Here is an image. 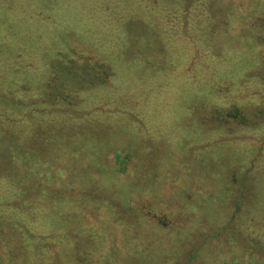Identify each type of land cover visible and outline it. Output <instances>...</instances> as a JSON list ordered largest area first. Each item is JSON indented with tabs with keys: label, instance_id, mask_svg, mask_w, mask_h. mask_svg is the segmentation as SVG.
I'll list each match as a JSON object with an SVG mask.
<instances>
[{
	"label": "rangeland",
	"instance_id": "obj_1",
	"mask_svg": "<svg viewBox=\"0 0 264 264\" xmlns=\"http://www.w3.org/2000/svg\"><path fill=\"white\" fill-rule=\"evenodd\" d=\"M0 19H43L49 25L53 19H160L171 62L154 73L145 66L143 77L101 89L76 112H59L72 120L83 118L86 125L98 124L95 141L108 129L104 147L118 145L119 152L132 154L126 176L116 172L114 153L108 157L97 146L84 151L90 155L76 156L83 157L74 169L77 181L60 180L58 174L55 181L51 175V188L43 186L46 181L38 184L39 199H21L23 194L12 193L13 186L1 179L0 222L3 217L18 221L27 250L19 253L6 243L5 238L18 234L1 226L0 264L47 261L52 255L48 244L57 243L51 235L67 231L47 228L46 218L58 221L62 216L68 225L77 219L86 227H99L106 219L125 218L128 205L130 216L141 213L151 226H145L147 232L130 227L122 231L134 253L160 255L151 264H264V122L235 126L231 132L188 127L193 108L179 98L207 97L210 90L211 101L239 105L249 116L254 106L264 108V0H0ZM224 59L229 66L238 61L243 65L224 67ZM164 218L171 227L159 222ZM138 233L142 240L134 237ZM104 236L105 247L93 240L91 245L97 247L100 264L147 261L112 253V240L124 238L121 231L109 229ZM148 237L156 245L139 251L136 246H150ZM119 246L128 252V245Z\"/></svg>",
	"mask_w": 264,
	"mask_h": 264
},
{
	"label": "trees",
	"instance_id": "obj_2",
	"mask_svg": "<svg viewBox=\"0 0 264 264\" xmlns=\"http://www.w3.org/2000/svg\"><path fill=\"white\" fill-rule=\"evenodd\" d=\"M25 20L0 19V181H8L13 186L12 193L23 194V200L39 199L36 188L42 181H46L43 186L51 188L52 183L48 182L52 181L51 175L55 181L57 174L62 178L60 180L71 178L77 181L74 169L83 157L76 156L79 152L90 155L92 152L84 151L97 146L103 149V153L108 152V157L114 153L116 172L126 176L132 170V154L130 151L127 154L125 151L119 152L118 145L109 147L107 144L108 148L104 147L108 129L95 141L92 135L98 124L86 125L83 118L72 120V116L60 115L59 112L71 113L66 111L69 109L76 112L87 103L85 99L88 96L95 98L101 89L124 85L135 76L143 77L141 73L145 72V66L153 73L160 68H169L171 62L162 22L160 19H53L49 25L43 19H34L30 23L23 22ZM227 56L230 59L233 57L231 53ZM235 57L243 60L241 54L238 56L237 53ZM225 60L222 62L224 67L228 65ZM242 65L243 62L239 65L238 61L228 66L235 69V66ZM207 95L211 96L210 90ZM209 96L192 94L179 97L184 100V106L191 104L193 108L192 115L188 116V127L192 125L203 131L224 129L231 132L235 126H253L264 122L263 107L254 106L249 116L244 107L220 105L211 101ZM54 112L58 114L52 115ZM124 149L129 147L125 146ZM61 170L66 171L63 177L60 176ZM136 182L138 185L144 181ZM43 198L47 200V196ZM17 201L15 198L12 205ZM127 207L125 218L106 219L101 221L102 226L99 227L91 223L86 227L77 219L68 225L69 220L62 216L58 221L54 217L46 218L47 228L65 229L67 234H59V237L54 233L51 235L57 243L53 242L56 243L53 247L48 244L52 255L42 264H100L95 258L97 247H91L92 240L101 248L105 247L108 239L104 233L109 229L121 231L124 237L121 242L112 240V253H117L122 259L132 254L133 259L139 257L147 260L137 264L157 262L161 258L158 254L132 251V241L122 229L130 227L140 233L147 230L146 225H151L144 221L141 213L130 216L132 207ZM53 212L57 214L59 211ZM81 217L84 218L82 214ZM158 220L166 228L172 226L168 219ZM17 223L14 217H3L0 228L2 226L8 232L17 233L15 239L7 237L4 241L12 243L19 253H26V241L21 237L22 233L18 230L21 226ZM139 233L134 236L137 240L141 239ZM148 241L150 246L140 245L136 248L139 251L153 249L156 242L149 237ZM119 244L128 245V252L122 253ZM49 249L46 247V251L49 252ZM40 250L39 247L38 254L41 255ZM112 257L113 254L109 260ZM118 264L133 263L124 261Z\"/></svg>",
	"mask_w": 264,
	"mask_h": 264
}]
</instances>
